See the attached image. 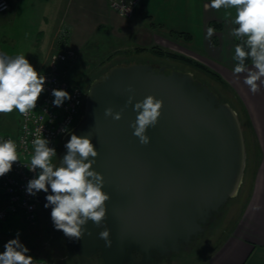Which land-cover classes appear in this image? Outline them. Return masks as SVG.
<instances>
[{
    "label": "water",
    "instance_id": "1",
    "mask_svg": "<svg viewBox=\"0 0 264 264\" xmlns=\"http://www.w3.org/2000/svg\"><path fill=\"white\" fill-rule=\"evenodd\" d=\"M129 85L134 93L126 91ZM129 95L134 100L125 107ZM148 95L163 100V107L157 125L147 129L150 142L141 145L130 124L134 104ZM109 107L122 118L106 117ZM72 134L90 136L99 153L93 170L103 175L110 195L103 224L112 244L105 246L102 226L91 221L85 226L91 235L66 237L55 229L51 207L45 208L47 227L87 261L152 264L191 252L244 182L248 155L240 117L192 72L136 61L111 66L89 85L84 113L63 138L59 160ZM47 195L40 198L43 205Z\"/></svg>",
    "mask_w": 264,
    "mask_h": 264
},
{
    "label": "crops",
    "instance_id": "2",
    "mask_svg": "<svg viewBox=\"0 0 264 264\" xmlns=\"http://www.w3.org/2000/svg\"><path fill=\"white\" fill-rule=\"evenodd\" d=\"M8 2L10 9L0 15V53L25 55L36 70L46 69L51 56L65 49L74 50L77 58L61 69H81L92 60L99 61L100 68L115 58L164 59L155 49L189 57L227 84L238 107L228 102L257 155L247 160L243 189L229 205L225 238L210 239L214 246L207 264H264V85L253 94L243 82L244 74L234 75L236 38L230 33L236 25L225 10L211 9L207 0H142L135 15L126 18L105 0ZM212 23L219 27L209 37ZM178 33L188 34L190 41L175 37Z\"/></svg>",
    "mask_w": 264,
    "mask_h": 264
},
{
    "label": "clouds",
    "instance_id": "3",
    "mask_svg": "<svg viewBox=\"0 0 264 264\" xmlns=\"http://www.w3.org/2000/svg\"><path fill=\"white\" fill-rule=\"evenodd\" d=\"M214 10H225V17L231 18V35L239 43L234 47L233 60L236 62L234 75L244 74V84L255 94L264 85V0H211L209 5ZM235 15L233 16V11ZM124 11V7H121ZM127 11L130 9L127 8ZM215 29L209 27V37ZM251 61V66L247 61ZM46 77L38 73L25 55L9 56L0 53V114L18 111L27 116L36 108L41 94L45 91ZM134 93L129 85L126 89ZM53 105L60 107L70 100V94L62 89H53ZM134 95H129L125 107L131 105ZM163 100L148 95L134 104L137 116L130 127L133 135L141 145H147L150 137L146 134L149 127H155L162 113ZM106 117L114 120L122 118L121 112L106 108ZM67 132L68 129H61ZM42 133V132H41ZM49 141L41 136L33 139L34 154L30 161L29 171L37 172V176L28 181L26 191L35 196L43 191L51 193L46 196L45 208L51 207V219L55 229L60 230L70 239H81L88 232L89 221L102 226L99 238L105 241L106 247H111L110 230L103 222L106 219V202L110 195L103 191V175L93 170L95 158L99 153L93 145L90 136L72 134L65 144L66 155L54 164L57 157L56 149L49 147ZM20 161L17 144L12 139L0 140V177L12 170L15 162ZM235 195V193H234ZM0 253V264H34V258L27 253L29 249L17 238L9 240Z\"/></svg>",
    "mask_w": 264,
    "mask_h": 264
},
{
    "label": "built area",
    "instance_id": "4",
    "mask_svg": "<svg viewBox=\"0 0 264 264\" xmlns=\"http://www.w3.org/2000/svg\"><path fill=\"white\" fill-rule=\"evenodd\" d=\"M121 16L131 18L135 15L142 0H105ZM124 11H121V7ZM127 8L130 11H127ZM10 9L8 0H0V15ZM77 54L72 49H65L53 54L46 69L37 70L46 77L45 91L41 94L36 108L27 116L19 113V130L17 136L0 131V140L12 139L17 144L18 160L12 170L0 177V226L12 215L19 214L29 225L35 226L40 218L39 207L43 191L32 196L27 193L29 180L37 172L29 171L30 161L34 154L33 139L41 136L47 139L49 147L55 148L58 155L63 138L76 126L85 109L87 89L80 84H71L64 80L59 69L62 64L74 62ZM53 89L67 91L71 99L60 107L53 105ZM67 128V132L61 129ZM42 132V133H41ZM55 157H53L54 162ZM34 264H52L42 257H33Z\"/></svg>",
    "mask_w": 264,
    "mask_h": 264
},
{
    "label": "rangeland",
    "instance_id": "5",
    "mask_svg": "<svg viewBox=\"0 0 264 264\" xmlns=\"http://www.w3.org/2000/svg\"><path fill=\"white\" fill-rule=\"evenodd\" d=\"M184 53V52H183ZM189 58V57H187ZM138 62H143L144 59L147 61L151 60L156 65H166L168 68H176L177 70L192 72L195 77L207 84L211 89L216 91L223 100L230 101V103L237 108V99L235 98L234 93L230 89H227L220 82L216 81L211 76L207 75L200 70L187 66L180 62H175L170 59L164 58L158 60L153 58L151 55L138 56L136 58ZM190 59V58H189ZM131 59H126L120 61L118 58H115L113 61L108 63L105 66L99 68V61H91L87 66H82L79 68H68L67 64H64L68 67L61 69L60 73L64 77V80L71 84H80L84 87H87L92 83L93 80L98 78L100 75L104 74L109 67L113 66L114 62L117 63H128ZM145 60V61H146ZM193 60V59H191ZM144 61V62H145ZM196 62L195 60H193ZM19 112L13 111L8 114H0V131L2 133L12 134L17 136L19 130ZM248 139V138H247ZM246 142L251 144V140L248 139ZM247 160L253 159L257 154L254 152V149L247 144ZM62 151V145L59 147L58 155ZM57 163V162H55ZM248 165V162H247ZM253 165V164H251ZM247 168V167H246ZM244 186V185H243ZM242 186V189H243ZM240 189V191L242 190ZM237 198V197H236ZM235 201L231 199L226 206L223 208L222 212L219 215V220L216 222L215 228L210 231L205 237L204 243L195 244L193 249L189 253H182V255L173 258L169 261L157 262L155 264H207L210 249L214 245H210L214 240L210 241L211 238H225V228L229 225V222L225 220L229 205L233 204ZM19 232L20 242L29 249L28 255L32 257H42L47 259L52 264H102L100 259H93L90 263L81 262L72 250L68 248V245H64L60 240L52 238L50 236L46 216L44 214L40 215L39 221L35 226L29 225L25 219L19 214L10 216L1 226H0V253H2L5 248L4 245L11 239L17 238V233ZM60 256L63 259H60Z\"/></svg>",
    "mask_w": 264,
    "mask_h": 264
},
{
    "label": "trees",
    "instance_id": "6",
    "mask_svg": "<svg viewBox=\"0 0 264 264\" xmlns=\"http://www.w3.org/2000/svg\"><path fill=\"white\" fill-rule=\"evenodd\" d=\"M207 1H211V0H207ZM210 26L212 27V28H218L219 27V25H217V24H214V23H212V24H210ZM174 36L175 37H181V38H184L185 40H188V41H190V36L188 35V34H184V33H178V34H174ZM240 41H238L237 39H236V44L237 43H239ZM141 51H143V50H141ZM154 52H156L157 54H158V56L159 57H162V58H167V59H170V60H172V61H175V62H180V63H183V64H185V65H187V66H190V67H193V68H196V69H198V70H200L201 72H204V73H206L207 75H209V76H211L212 78H214L216 81H218V82H220L221 83V85H223L224 87H226L227 89H228V86H227V84L217 75V74H215V73H213L211 70H209L207 67H205V66H203L202 64H200V63H197V62H194L193 60H191V59H189V58H187V57H185V56H180V55H176V54H171V53H166V52H163V51H161V50H153ZM247 63L250 65L251 64V61L249 60V61H247ZM101 76V75H100ZM75 84H77V83H75ZM213 90V89H212ZM214 91V90H213ZM215 93H216V91H214ZM218 96H219V98L221 99V101H225V102H228V101H226V100H223L222 98H221V96L218 94V93H216ZM230 102V101H229Z\"/></svg>",
    "mask_w": 264,
    "mask_h": 264
},
{
    "label": "flooded vegetation",
    "instance_id": "7",
    "mask_svg": "<svg viewBox=\"0 0 264 264\" xmlns=\"http://www.w3.org/2000/svg\"><path fill=\"white\" fill-rule=\"evenodd\" d=\"M149 63H151V64H153L154 66H155V68L158 70L160 67H161V65H156V64H154L153 62H149ZM171 70V68H168L167 67V71H170ZM59 156L60 155H57V157H55V159H54V164H57V165H59ZM55 162H57V163H55ZM44 193V192H43ZM49 194H52L51 193V189L49 188V191H48V195ZM39 211H40V215H42V214H44L45 216H46V221H47V219H48V212L46 211V209H45V207H44V205L41 203V205H40V207H39ZM215 228V225L213 224V225H210L209 226V229L200 237V239H199V242H197V243H193V245L192 246H194L195 244H202V243H204V241H205V237H206V235L208 234V233H210V231L212 230V229H214ZM58 240V239H57ZM60 241L66 246V245H68V248L70 249V250H72V252H73V254H75V256L78 258V259H80L81 260V262H88V263H90L93 259H100V258H93V259H91V260H89V261H87V260H84L83 258H81L80 256H79V254L77 253V251L74 249V248H72V247H70V245L68 244V242H67V240H65V239H60ZM180 256L182 255V253L181 254H179ZM179 255H176V256H173V257H170V258H165V257H161V258H159V259H153V263L152 264H155V263H157V262H163V261H169V260H171V259H173V258H176V257H178ZM132 257L135 259V260H139L140 259V255L137 253V252H133L132 253ZM101 260V259H100ZM102 262V261H101ZM130 264H135V263H130Z\"/></svg>",
    "mask_w": 264,
    "mask_h": 264
},
{
    "label": "bare ground",
    "instance_id": "8",
    "mask_svg": "<svg viewBox=\"0 0 264 264\" xmlns=\"http://www.w3.org/2000/svg\"><path fill=\"white\" fill-rule=\"evenodd\" d=\"M110 68V67H109Z\"/></svg>",
    "mask_w": 264,
    "mask_h": 264
}]
</instances>
